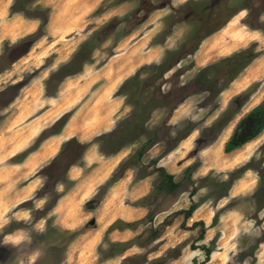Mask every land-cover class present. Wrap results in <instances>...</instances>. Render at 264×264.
Listing matches in <instances>:
<instances>
[{
	"label": "rangeland",
	"instance_id": "1",
	"mask_svg": "<svg viewBox=\"0 0 264 264\" xmlns=\"http://www.w3.org/2000/svg\"><path fill=\"white\" fill-rule=\"evenodd\" d=\"M0 15L18 28L0 42V264H264V129L245 141L264 120V0H0ZM92 145L128 157L67 195ZM129 168L151 192L108 225L99 206ZM165 173L182 187L160 192Z\"/></svg>",
	"mask_w": 264,
	"mask_h": 264
},
{
	"label": "crops",
	"instance_id": "2",
	"mask_svg": "<svg viewBox=\"0 0 264 264\" xmlns=\"http://www.w3.org/2000/svg\"><path fill=\"white\" fill-rule=\"evenodd\" d=\"M4 18L5 16H3L0 21V42L14 41V33L18 31V28L14 26L13 19H8L7 21H5ZM28 22L33 23L34 20H28ZM217 33L219 32H216L215 35H217ZM187 141L188 139H184L181 147ZM126 155L127 154H123L121 151L112 155H105L103 152H101L99 146H89L84 153L81 164L71 165L69 169V179L75 180L78 185L67 195H78L79 197H86L87 195H90V193H93L97 187L104 184L115 173V170L116 168H118L120 163L125 161V159L128 157ZM174 155H176V152L169 153L165 157V159H171V157H173ZM80 173H83L84 179H82ZM153 177V175H146L145 177L137 178L136 170L134 168H129L118 181H116L111 185V187H109L107 197L104 198L101 205L99 206V209L102 210L104 209V207H109L110 203L112 205V207L110 206V214L107 216L104 215L106 216L105 218H111V220H108L107 222L108 225L110 223H113L116 217H129L130 215H134V213L137 212L135 210H132V208L135 209L136 206L130 205V202H135L142 197H146L150 194L152 188L151 185L153 184L154 179ZM236 185L234 184L231 189L232 194L234 193ZM105 201L107 203H105ZM62 202L63 199L59 201V204ZM121 203H123L124 206H120ZM71 206V209H75L76 207H78L77 205ZM125 206H127V208ZM97 225H99V222L97 223ZM196 250L198 249H191L194 258H197L198 255V252H196Z\"/></svg>",
	"mask_w": 264,
	"mask_h": 264
},
{
	"label": "trees",
	"instance_id": "3",
	"mask_svg": "<svg viewBox=\"0 0 264 264\" xmlns=\"http://www.w3.org/2000/svg\"><path fill=\"white\" fill-rule=\"evenodd\" d=\"M216 31V30H215ZM256 113V112H262V113H264V105L263 104H260V105H258V106H256V107H254L251 111H250V113ZM249 113V114H250ZM137 114H139V110H137ZM250 116V115H249ZM249 116H247L244 120H242L241 121V123L242 124H245L246 123V121H247V118L249 117ZM229 120H231V116H230V118H229ZM134 121L135 120H133V121H128V122H126V126L127 127H125L124 129H125V131L129 128H131L132 127V125H133V123H134ZM264 129V120L260 123V126H259V129L257 130V131H255V132H252L251 134H249L248 136H247V139L245 140V141H247V140H250V139H253L254 137H256L262 130ZM151 144H153V140H152V138H149V140H147L146 141V143L145 144H143L142 146H141V148L138 150V152H137V160H139L141 157H142V155L144 154V151H145V149L148 147V146H150ZM241 144H243V142H240V143H238V142H235L234 140H230L228 143H227V151H231L232 149H234V148H236V147H238V146H240ZM119 149V148H118ZM118 149H114L111 153H113V152H116ZM129 165V161H127L125 164H124V166H123V169L126 167V166H128ZM165 180L163 179V181L157 186V189L160 191V192H166V193H169V194H171V193H174L177 189H180L181 187H182V183L181 182H175L174 181V176L172 175V174H169V173H165ZM120 178V176L118 175V174H116L115 176H114V178H113V180L114 181H116V180H118ZM147 197H145L144 198V200L146 199ZM194 206L193 207H191V209H190V211H188L187 212V216L188 215H191V212L194 210ZM150 216V215H149ZM148 216V217H149ZM138 222H135V223H129V225H135L136 226V224H137ZM126 244H122V246L123 247H126L125 246ZM192 247L193 248H196V246H194V244H192ZM211 251L209 250V249H206V256L208 257V254L210 253Z\"/></svg>",
	"mask_w": 264,
	"mask_h": 264
},
{
	"label": "bare ground",
	"instance_id": "4",
	"mask_svg": "<svg viewBox=\"0 0 264 264\" xmlns=\"http://www.w3.org/2000/svg\"><path fill=\"white\" fill-rule=\"evenodd\" d=\"M105 90H106V87L104 88ZM106 92V91H105ZM108 96V93L107 94H105V95H103V97L101 98L100 96H97V99H95L94 100V107L96 108V109H101V107H102V105H104V104H107V103H109V102H106L105 100L106 99H104L105 97H107ZM72 99V98H71ZM71 99H69L68 101H71ZM39 100V99H38ZM52 100H54V99H52ZM36 101H37V99H36ZM109 101V100H108ZM55 109H57V110H55ZM30 111V110H29ZM53 111H56V113H58L59 112V110H58V108H56V107H54V110ZM81 111V110H80ZM79 111V112H80ZM105 113V114H104ZM107 112L105 111V110H103V112L101 113V115L98 113V111L97 112H94V115H89V114H87L86 116H85V118H84V120L85 121H82L81 123H80V128H81V130H82V134H85V135H88L91 131H93L94 129V131H96L98 128H96V127H101V126H103V125H107V121H108V117H107V114H106ZM102 117H104V119L102 120L101 118ZM37 120H39V118L38 119H36L35 120V124H33L32 126H31V128L30 129H34V131H32V132H30L31 133V136L35 133V132H37V131H39V128H40V124H36V122H37ZM90 120H92V121H90ZM94 124H97V126H95V127H93V125ZM42 127V126H41ZM44 127H42V129H43ZM70 130H73V125L72 124H70L69 126H68V131L67 132H70ZM74 131H78V128H76ZM38 135V134H37ZM261 138V137H260ZM41 153V152H40ZM37 156V155H36ZM35 158H38V157H35V155H34V157L33 156H30V157H28L26 160H25V162L23 163V164H21V165H19V167L18 168H20L21 167V172L20 173H23L24 172V170H26V167L28 166V165H30L31 163H30V161L32 160V159H34L35 160Z\"/></svg>",
	"mask_w": 264,
	"mask_h": 264
},
{
	"label": "flooded vegetation",
	"instance_id": "5",
	"mask_svg": "<svg viewBox=\"0 0 264 264\" xmlns=\"http://www.w3.org/2000/svg\"><path fill=\"white\" fill-rule=\"evenodd\" d=\"M260 105V104H259Z\"/></svg>",
	"mask_w": 264,
	"mask_h": 264
}]
</instances>
